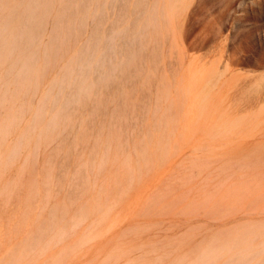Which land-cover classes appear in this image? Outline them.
Returning <instances> with one entry per match:
<instances>
[{
	"label": "rangeland",
	"instance_id": "374dc122",
	"mask_svg": "<svg viewBox=\"0 0 264 264\" xmlns=\"http://www.w3.org/2000/svg\"><path fill=\"white\" fill-rule=\"evenodd\" d=\"M2 1L0 21L19 0ZM57 1L48 16L42 42H50L57 20L54 16L58 15V6L59 10L63 7L68 10L66 2L70 13L66 10L65 16L70 20L67 16L63 20L71 23L66 26L71 30L62 28L58 38L55 35V45H62V50L58 49L61 52L54 46L49 59L41 57L38 66L44 77L38 76L40 87L33 86L36 90L31 88L29 96L25 94L29 84L23 89L24 95L23 90L21 97L18 94L20 101L15 106L9 103L15 116V109L22 106L27 109L24 114L18 109L16 127L14 123L13 131L4 136L5 143H0V152L10 155L15 142L20 143L18 136L24 135L25 141L27 130L32 128L26 139L31 146L25 145L22 150L23 143L17 144L21 148L18 152L22 153L15 155V159L10 157L11 162L6 157L8 166H4L0 154V264H187L197 259L204 247L226 237H237L238 233L240 236L251 226L258 229L255 230L258 240L255 237L249 240L251 236L243 243L255 246V251L262 249L257 243L264 242L261 241L264 235L258 232L264 234V2L258 6L250 4L251 0H246L248 5L246 1L243 4L232 1L231 5L225 0H207L202 4L195 0L185 15L188 19L184 17L181 22L174 0H170L174 7L169 0H159L160 22L164 20L160 23L163 28L161 25L159 29L161 42L157 38L160 36H156L160 32L155 34V28L150 26L158 40L155 43L146 23L156 0H92L90 13L100 2L96 6L105 12L100 13L96 7L92 14L98 18L87 17V27L80 30L77 21L82 10L79 6L71 7L78 3L62 0L66 4L61 1L59 5ZM162 1H166L167 9L170 3L169 12ZM75 7H79L80 13L74 12ZM197 12L209 17L197 18ZM70 14H75L77 21L75 16L71 20ZM202 18H207V22ZM141 29L145 34L140 33ZM97 30L103 34L99 60L109 68L106 72L109 80L99 83L91 98L80 104L73 102L72 121L39 144L36 132L44 129L55 113L51 104L54 94L60 91L58 86L53 88L54 96L48 104L51 110L47 108L44 112L50 113V120L47 122L49 118L44 115V120L41 119L44 124L33 122L35 111L52 83L62 77L65 64L70 67L71 58ZM138 51V57L129 63L128 56ZM46 59L52 60L51 65ZM0 67L4 74L5 65ZM77 69L80 68H75L76 73L80 71ZM68 89L60 91L61 104L54 106L56 112L64 101L62 98L70 97ZM6 111L1 108L0 124ZM237 120L239 124L233 127ZM33 125L38 128L34 130ZM108 140L113 148L107 166L99 163L104 159ZM127 152L135 164L132 184L122 166ZM116 157L119 160L114 161ZM110 204L111 216L105 223L97 224L96 218ZM86 205L95 212L91 210L89 219L76 225L74 218ZM65 226L68 234L58 236V229ZM242 229L245 231L241 233ZM243 243H239L242 249ZM239 244L223 249L221 258L212 264H223L232 258L229 256L240 251ZM261 253L253 264L263 258Z\"/></svg>",
	"mask_w": 264,
	"mask_h": 264
},
{
	"label": "bare ground",
	"instance_id": "6f19581e",
	"mask_svg": "<svg viewBox=\"0 0 264 264\" xmlns=\"http://www.w3.org/2000/svg\"><path fill=\"white\" fill-rule=\"evenodd\" d=\"M2 1V0H1ZM17 1V0H16ZM54 1L55 0H19L16 4H14L11 8V10L8 12V14L7 15H5V14H3V18H1V21H0V65H5V72H4V74L2 73L1 74V69H0V112H1V108H6L7 109V111H6V113H5V115H3L4 117H3V121H2V123L0 124V143H2V141H3V139L5 138L4 136H6L7 134H9L10 132V130L13 128V126H14V123H15V127H16V123L17 122H15V121H17V119H18V117H17V119H16V116H18L17 114L18 113H20V110H19V112H18V109H22V111H21V113L23 112V114H24V111H26V109H27V107H26V105H27V100H26V104L24 103L23 105L26 107V109L25 108H22V107H19V108H17V109H15V111L17 110V114H16V116H15V114L13 113L14 112V110H13V112L11 111L12 109L11 108H13L12 106H11V104H15V102L16 101H18V99L21 97V91L27 86H29V84H31L27 89H29V90H25V94H28L29 96H31L30 94H29V91L31 92V88H33V86L36 88V84L38 85V81L40 80L41 81V78L42 77H44V76H42L40 73H41V69H40V66H38V63L40 62V60H42L41 59V57H43V56H47L48 57V59H49V51H50V49L52 48V47H54V46H57V45H55V41H54V38L56 39V37L58 36L57 34H59V33H62V28L64 29L65 28V30H71V28L70 29H67L69 26H70V24H68V21L70 20V17H68V15H66L67 16V20L66 19H64L63 20V18L64 17H66L65 16V14H66V10H67V7H63L61 10H59V8H60V6H58L59 8H58V11L59 12H57L58 13V15H56V17L54 16V18H56L57 20L55 21V24H54V26H53V31L51 32V39H50V42H49V40H48V42H45V43H43L42 41V38H44L43 36H44V33H45V28L47 27L46 26V23H47V20L49 19V15L51 14V11H52V7H53V5H54ZM57 1V0H56ZM62 0H60L59 2H61ZM65 1V0H64ZM64 1H62V2H64ZM69 1V0H68ZM79 0H75V2H77L78 3V5L77 4H75V5H73L72 4V6L71 7H73V6H79L80 8H81V10H82V12H81V15H80V19H78V20H80V21H77V19H76V17L77 16H75V14L73 15V14H70L71 15V17L72 16H75L74 18H75V20L77 21V23H79L80 22V28H79V26H78V28H79V30L81 29V27H83V28H85V27H87L85 24H87L86 23V19H87V17H90V18H92V16L94 15V14H92V13H94V12H96L97 11V9H99V7L100 6H96V5H98L97 3H96V5H95V9H93V11L90 13V9L92 10V8H93V6H94V3H93V5L91 4V1L92 0H80V4H79V2H78ZM98 1V0H97ZM101 1V0H100ZM116 1V0H115ZM141 1V0H140ZM143 2H145V0H142ZM150 1V0H149ZM170 1V0H169ZM195 0H174V5L176 4V14H177V17H178V19H179V21H181L182 22V19L185 17V15L187 14V11H188V9H190L189 7L191 6V4L192 3H195L194 2ZM197 2H199V4L201 3L202 4V2H205V1H207V0H196ZM213 1V0H212ZM232 1H238V2H241L242 1V4L244 3L243 1H246V0H225V2H231V5H232ZM252 1V2H251ZM250 2V4H253V3H256L257 5H258V3H261V2H264L263 0H251ZM3 2V1H2ZM1 2V3H2ZM6 2H7V0H6ZM5 2V3H6ZM13 2V1H12ZM15 2V1H14ZM58 2V1H57ZM57 2L55 3V4H57ZM59 2H58V4H59ZM93 2V1H92ZM104 2V1H103ZM106 2V1H105ZM104 2V3H105ZM162 2H164V1H162ZM162 2H161V4H162ZM166 2V1H165ZM164 2V4H163V6L164 7H166L167 6V4ZM172 2V3H171ZM67 3V4H66ZM64 2V5L65 6H68V12H69V4H68V2ZM140 3V2H139ZM147 4L149 3V2H146ZM151 3H154V1H152ZM170 3H171V5L173 4V1H170ZM170 3H168L169 4V7L171 6L170 5ZM245 3H247L246 5H248V2L246 1ZM3 4V3H2ZM110 4V3H109ZM108 4V5H109ZM146 4V6L150 9L151 7H149L148 5ZM165 4H166V6H165ZM203 4H205V3H203ZM227 4V3H226ZM229 5H230V3H228ZM234 4V3H233ZM240 4V3H239ZM238 4V5H239ZM249 4V5H250ZM263 4V3H262ZM262 4H261V6H262ZM8 5H9V1H8ZM59 5H61V3L59 4ZM63 4H62V6H64ZM99 5H101V2H100V4ZM104 6H105V4H103ZM150 5V4H149ZM206 5V4H205ZM236 5V4H235ZM235 5L234 6H232V7H235ZM245 5V4H244ZM254 5V4H253ZM4 6V5H3ZM6 6V5H5ZM83 6V7H82ZM103 6V7H104ZM152 6V5H151ZM162 6V7H163ZM173 6V5H172ZM196 6V5H195ZM200 6V5H199ZM242 6V5H241ZM259 6V5H258ZM257 6V7H258ZM7 7V6H6ZM5 7V8H6ZM75 7V9H76V11H74L75 13H80V11H78V9H79V7L78 8H76ZM91 7V8H90ZM96 7H97V9H96ZM102 7V8H103ZM169 7H168V9H169ZM174 7V6H173ZM205 7V6H204ZM206 7H208V5L206 6ZM247 7V6H246ZM250 7H251V5H250ZM152 8H153V6H152ZM161 7H160V2H159V0H156V2H155V4H154V8H153V12H152V14H151V16H149V18L147 19V25H146V27L147 26H149V28H147V29H149L150 30V33L152 34L153 32L151 31L152 29L150 28V26L151 27H154L155 28V31H156V33L155 34H157V32L159 31V29L161 30V25L162 24H160L161 22H160V15L162 16V13L160 14V9ZM192 8H194V6H192ZM191 8V9H192ZM201 8H203L202 7V5H201ZM209 8V7H208ZM207 8V9H208ZM1 9V8H0ZM55 9H56V7H55ZM106 9V8H105ZM165 9H167V7L165 8ZM164 9V11L166 12V10ZM167 9V11L169 12L170 10H168ZM195 9V8H194ZM203 9H206V8H203ZM74 10V9H73ZM101 12L100 13H102L103 14V12H105V11H103L102 12V10L103 9H99ZM99 10H98V12H99ZM151 10V9H150ZM197 10V9H196ZM210 10V9H209ZM209 10H207V13H209L208 11ZM252 10V9H251ZM255 10V9H254ZM257 10V9H256ZM3 11V10H2ZM56 11V10H55ZM70 11H72V10H70ZM200 12H202V9L201 10H199ZM205 11V10H204ZM5 12V11H4ZM54 12V11H53ZM147 12H148V10H147ZM151 12V11H150ZM168 12H167V14H168ZM206 12V11H205ZM7 13V12H6ZM70 13V12H69ZM69 13H67V14H69ZM207 13H205V14H207ZM54 14V13H53ZM56 14V13H55ZM54 14V15H55ZM90 14H92V15H90ZM96 14V13H95ZM99 14V13H98ZM97 14V15H98ZM145 14H148V13H145ZM144 14V15H145ZM149 14V15H150ZM166 14V13H165ZM167 14H166V16H167ZM195 14H197V18H199V16L201 17L202 15H204L205 16V14L204 13H202L201 15H199L200 13H195ZM77 15V14H76ZM100 15V14H99ZM1 16H2V14H1ZM58 16V17H57ZM95 16V15H94ZM165 16V17H166ZM51 17H52V15H51ZM98 18V16H95V17H93L94 19H97ZM144 17V16H143ZM164 17V18H165ZM175 17V16H174ZM187 17V16H186ZM185 17V18H186ZM205 17H209V15H206ZM73 17L71 18V20H73L74 19ZM192 18H194V16H192ZM197 18H194V20L195 19H197ZM89 19V18H88ZM93 19V20H94ZM143 19H146V18H143ZM187 19H188V17H187ZM203 19V18H202ZM207 19V18H206ZM206 19H203L204 21L206 20ZM100 20H102V19H100ZM105 20V19H104ZM166 20V19H165ZM176 20V19H175ZM185 20V19H184ZM193 20V19H192ZM199 20V19H198ZM208 20V19H207ZM54 21V20H53ZM76 21H75V23H76ZM62 22H64V23H66L65 24V27H63L64 26V23H62ZM74 21H72V23H73ZM93 22V21H92ZM104 22V21H103ZM189 22H192V23H194L193 21H189ZM198 22V21H197ZM199 22H201V21H199ZM198 22V23H199ZM205 22H207V21H205ZM53 23V22H52ZM76 23V24H77ZM89 23V22H88ZM166 23V21L165 22H163V24H165ZM168 23V22H167ZM76 24H74L75 26H76ZM92 24V23H91ZM104 24V23H103ZM195 24H197V23H195ZM202 24V23H201ZM53 25V24H52ZM67 25H69L68 27H66ZM79 25V24H78ZM88 25V24H87ZM99 25H101L100 23H99ZM176 25H178V24H176ZM49 26V25H48ZM85 26V27H84ZM145 26V25H144ZM166 26H167V24H166ZM165 26V27H166ZM77 27V26H76ZM169 27V26H168ZM168 27H166L167 29H168ZM179 27V26H178ZM204 27H207V26H204ZM52 28V27H51ZM72 28H73V26H72ZM82 28V29H83ZM162 28H163V25H162ZM203 28V27H202ZM221 29H222V27H220ZM144 29H146V28H144ZM144 29H141V31H140V33L144 30ZM147 29H146V31H147ZM165 29V28H164ZM170 29H171V27H170ZM207 29V28H206ZM221 29H220V32H221ZM73 30L75 31L76 29H74L73 28ZM78 30V29H77ZM78 30V31H79ZM85 30V29H84ZM149 30H148V32H149ZM163 30V29H162ZM169 30V29H168ZM167 30V31H168ZM229 30V29H228ZM64 31V30H63ZM83 31V30H82ZM86 31V30H85ZM84 31V32H85ZM95 31V30H94ZM94 31L92 32V34L90 35L91 37H89V39L86 41V43H84L85 45L83 46V47H81V49H79L80 51H78L77 53H76V56H74V57H72L71 58V60L69 61V64H71L70 65V67L69 66H66V64H65V67H64V65H61L62 66V68L64 67V69L63 70H65L64 71V73L62 74V77L60 78V79H57L56 78V81H55V79H54V84L52 83V85H51V87L49 88V91L48 92H46V95H45V97L43 98V100H41L42 102H41V105H40V107H38V111H35V112H37V114L33 117L34 118V121L33 122H40L41 121V119L42 118H44L43 116L45 115H47V114H44V112L46 113L49 109L51 110V106H48V104H49V102H50V100L52 99V97H53V99H52V102H53V104H51V105H53L52 107L54 108H52V110L51 111H55V113H54V115H52V118H51V120H50V118H49V114L50 113H48V120H47V122H45V123H47V124H45L46 126H45V128L43 129H39L40 131H35L36 133H38L39 132V135H38V143L40 144V142L42 143V141H43V144H44V142L46 141V137L48 136V135H52V133H54V132H56L62 125H64L67 121H69V120H71L72 119V112H71V105L73 104V102H78L79 104L81 103V102H83V99H85V98H91V96L93 95V94H95V93H97V89H98V84L99 83H101V82H103V81H105L106 79H108V75H107V71L109 70V68L103 63V60H99V53L101 52L100 51V48H99V41L101 40V36L103 35H101L100 33H99V31L97 30L95 33H94ZM163 31H165L166 32V29L165 30H163ZM203 31V30H202ZM204 31H206L207 32V30H204ZM203 31V32H204ZM71 32V31H70ZM80 32V31H79ZM102 32H103V30H102ZM114 32V31H113ZM147 32V33H148ZM160 33H158L156 36H160L161 35V33H162V31H159ZM179 32V31H178ZM201 32V31H200ZM206 32H204V33H206ZM68 33V32H67ZM71 33H73V32H71ZM74 33H76L77 34V31H75ZM73 33V34H74ZM81 33V32H80ZM104 33V32H103ZM115 33V32H114ZM142 33H144V32H142ZM146 33V34H147ZM149 33V34H150ZM49 34V33H48ZM63 34H64V32H63ZM63 34H61L62 36H63ZM81 34H83V32L81 33ZM145 34V33H144ZM149 34H147V35H149ZM163 34H165L164 32H163ZM55 35H56V37H55ZM61 35H59L60 37H62ZM70 35H72V34H70ZM146 35V36H147ZM154 34H152L151 36H153ZM179 35V34H178ZM64 36H66V33H65V35ZM80 36V35H79ZM150 36V35H149ZM148 36V37H149ZM156 36L154 35L153 36V40H155V43H157L158 42V40H156ZM68 37H69V35H68ZM81 37V36H80ZM154 37H155V39H154ZM58 38V37H57ZM71 38V37H70ZM114 38V37H113ZM157 38H159V42H161V36L160 37H157ZM179 38V37H178ZM59 39H61L62 40V38H59ZM72 40H73V38H71ZM80 39V38H79ZM78 39V40H79ZM61 40H59L60 41V43L58 44V45H60L62 42H61ZM69 40V39H68ZM74 40H76L75 38H74ZM163 40V39H162ZM184 40V39H183ZM45 41V40H44ZM47 41V40H46ZM53 41H54V43H53ZM174 41H175V38H174ZM77 42V41H76ZM159 44H161V43H159ZM158 44V45H159ZM64 45H65V43H64ZM68 45H69V41H68ZM158 45H157V47H158ZM66 46V45H65ZM160 46V45H159ZM58 47V48H57ZM56 48H57V52L59 53V52H61L60 50L58 51V49L60 48V47H62V45H60V47L59 46H57ZM68 47V46H67ZM70 47V46H69ZM75 47V46H74ZM159 48V47H158ZM55 49V48H54ZM61 49V48H60ZM62 50V49H61ZM160 50V49H159ZM53 51V50H52ZM52 51H51V53H52ZM55 51V52H56ZM65 51V50H64ZM63 53V52H62ZM66 53V52H65ZM64 53V54H65ZM68 53V52H67ZM132 53V52H131ZM134 53V52H133ZM139 53H140V51H138V52H136V53H134V54H131L130 56H128V62L129 63H131L132 61H134L137 57H138V55H139ZM58 55V54H57ZM74 55V54H73ZM53 56V55H52ZM59 56V55H58ZM66 55H64V57H65ZM46 57V58H47ZM102 57V56H101ZM56 58V60H59V59H57V56L55 57ZM54 58V59H55ZM59 58V57H58ZM61 58V57H60ZM62 58H63V56H62ZM108 58V56L106 55L105 56V58L103 57V59H107ZM48 59H46V60H44V62L46 61V62H49L48 64H50V61H52V60H50V61H48ZM50 59H52L51 57H50ZM64 59V58H63ZM109 59H111V58H109ZM56 60H54V62L56 61ZM66 60V59H65ZM69 60V59H68ZM46 62L45 63H43L44 65L46 64ZM53 62V63H54ZM68 62V61H67ZM103 63V64H102ZM133 63V62H132ZM47 64V66H49ZM95 64H96V67H95ZM122 64V63H121ZM120 64V65H121ZM43 65V66H44ZM51 65V64H50ZM53 65V64H52ZM114 65V64H113ZM46 66V65H45ZM197 66V65H196ZM4 67V66H3ZM49 67H51V66H49ZM55 67V66H54ZM80 68V69H77V70H80L78 73H76L75 72V68ZM209 67V66H208ZM1 68V67H0ZM44 68V67H43ZM61 68V69H62ZM123 68H124V66H123ZM199 68V67H198ZM45 69V68H44ZM49 69V68H48ZM117 69V68H116ZM45 70H47V69H45ZM45 70H42V72H44L43 73V75H45ZM95 71H99L98 72V76L96 75V76H94L95 75ZM110 71V70H109ZM107 72V73H106ZM127 72V71H126ZM204 72H205V70H204ZM112 73V72H111ZM39 74V75H38ZM215 74V73H214ZM69 75V76H68ZM72 75H74V77H73V79L72 80H68V78H71V76ZM218 75V74H217ZM38 76H41V78L40 77H38ZM45 76H47V75H45ZM219 76V75H218ZM38 78H40V79H38ZM68 80V81H67ZM109 80V79H108ZM39 81V82H40ZM32 83H35V84H33L32 85ZM40 85V84H39ZM37 86V87H40V86ZM55 86H58L59 87V90L62 92V91H64V89H66V88H69L68 90H71V92H70V97H68V98H66V99H64V98H62L64 101L62 102V105H61V107L57 110V112H56V106H57V104H58V102H59V104H61V102H60V97L59 96H61V92L60 91H58V93L57 94H54L53 95V91H54V87ZM35 88H33L34 90H36ZM32 89V90H33ZM24 92V90L22 91V93ZM206 92V91H205ZM35 93V92H34ZM204 93V92H203ZM18 94H20V97L19 98H17V96H18ZM36 94V93H35ZM205 94V93H204ZM23 95H24V93H23ZM28 95H26V97L28 96ZM201 96H203V95H201ZM23 97H25V96H23ZM22 97V98H23ZM29 98V97H28ZM199 98V97H198ZM201 98V97H200ZM201 100V99H200ZM20 101V100H19ZM18 101V102H19ZM31 101V100H30ZM203 101H206V100H203ZM51 102V103H52ZM9 103H11L10 105H9ZM17 103V102H16ZM203 103V102H202ZM30 104V103H29ZM32 104V103H31ZM8 105H9V107H8ZM16 105V104H15ZM14 105V106H15ZM20 104H18V106H19ZM50 105V104H49ZM186 105V104H185ZM11 106V107H10ZM21 106V105H20ZM48 106V107H47ZM55 106V107H54ZM9 108V109H8ZM48 108V110H46ZM24 109V110H23ZM47 119V118H46ZM234 119V118H233ZM19 120H21L20 119V115H19ZM33 120V119H32ZM42 120H44V119H42ZM46 121V120H45ZM72 121V120H71ZM30 122H31V120H30ZM42 122V121H41ZM40 122V123H41ZM44 122V121H43ZM42 122V123H43ZM164 122H165V120H164ZM239 122L240 121H234V123H232L233 124V127L234 126H236V125H238L239 124ZM20 123V122H19ZM18 123V124H19ZM40 123H38V126H39V124ZM41 123V124H42ZM33 124V123H32ZM31 124V125H32ZM44 124V123H43ZM166 124V123H165ZM229 124V123H228ZM37 125V124H36ZM34 126V125H33ZM32 126V127H33ZM225 126H226V124H225ZM21 127V126H20ZM20 127H18V129L20 128ZM30 127V126H29ZM35 127H37V126H34V130H36V128ZM43 127V126H42ZM67 127V126H66ZM163 128H164V126H162ZM38 128V127H37ZM39 128H40V126H39ZM112 128V127H111ZM110 128V129H111ZM166 129V128H165ZM231 129V128H230ZM31 130H32V128H31ZM31 130H27L28 132H30ZM163 130V129H162ZM12 131H13V129H12ZM111 131V130H110ZM17 132V131H16ZM28 132H26L27 134H28V136H26L25 137V141H23V136L21 135V136H18V137H20L19 139V141H20V143H23V145H24V147H22V148H24V149H22V150H25V145H26V148H27V146L28 147H30L31 145H28V143L26 144V139L29 137V135L31 134H29ZM112 132V131H111ZM159 132V131H158ZM25 133V134H26ZM149 133V132H148ZM24 134V133H23ZM115 134H117V133H115ZM161 134V133H160ZM174 134V133H173ZM37 135V134H36ZM118 135V134H117ZM152 135V134H151ZM165 135V134H164ZM227 135V134H226ZM7 137V136H6ZM114 136L112 135V137L110 136V138H113ZM116 137V136H115ZM23 138V139H22ZM33 138V137H32ZM107 138V137H106ZM174 138V137H173ZM213 138H215V137H213ZM16 139V138H15ZM109 139V138H108ZM116 139V138H115ZM117 139H120V137L119 138H117ZM163 139H164V137H163ZM18 140V139H17ZM48 140V139H47ZM106 140V139H105ZM109 140H111V139H109ZM108 140V141H109ZM144 140H145V137H144ZM153 140V139H152ZM15 141V140H14ZM23 141V142H22ZM35 141V140H34ZM107 141V142H108ZM112 141V140H111ZM118 141V140H117ZM215 141V140H214ZM25 142V143H24ZM28 142H29V140H28ZM107 142H105V143H107ZM3 143H5L4 141H3ZM20 143H16L15 142V144L16 145H13L14 146V148H12L11 147V149H13L11 152L10 151H8L7 150V153L8 152H10V155H6V156H4V152H0V154H3V158H2V161H4V166L6 167V166H8V165H6V163L8 162L9 163V159H11V158H13V159H15L14 157H16L15 155H17V156H19L20 154L19 153H22V152H18L19 151V149H20V151H21V148H19L18 146L20 145ZM32 143V142H31ZM30 143V144H31ZM149 143V142H148ZM17 144H19V145H17ZM34 144V143H33ZM47 144V143H46ZM113 144V143H112ZM111 143H110V141L108 142V144H107V148L105 147V149L106 150H104L105 151V153L103 154L104 155V159H103V157H102V159L103 160H101V162L99 163V164H103L104 165V163H105V165H107L106 163L110 160V156L112 157V155H110V152L112 151L111 150V147L113 148V146H111L112 145ZM119 144H120V142H119ZM150 144V143H149ZM2 145V144H1ZM5 145V144H4ZM3 145V146H4ZM105 145V144H104ZM144 145V144H143ZM16 146V147H15ZM123 146V145H122ZM2 146H0V148H1ZM21 147V146H20ZM34 147V146H33ZM118 147V146H117ZM4 148V147H3ZM115 148V147H114ZM9 149V148H8ZM10 149V150H11ZM30 150V149H29ZM115 150H117L116 148H115ZM3 151H5V150H3ZM103 151V152H104ZM139 151V150H138ZM15 152H18V154H16ZM115 152V151H114ZM157 152V151H156ZM33 153V152H32ZM117 153H119V155H120V152H118L117 151ZM130 153H131V151H130ZM145 153H147V152H145ZM144 153V154H145ZM5 154H6V152H5ZM30 154V153H29ZM124 154V153H123ZM127 154H128V152H127ZM132 154V153H131ZM131 154H128L127 156H125L126 158H125V161H124V164L122 165L125 169H124V171L127 173V177H129V179H130V182L133 180V179H135L134 178V166L133 165H135V164H133L134 162H133V157L131 156ZM14 155V156H13ZM101 155V154H100ZM99 155V156H100ZM1 157H2V155H0ZM8 156H9V158H8ZM13 156V157H12ZM29 156V155H28ZM28 156H26V157H28ZM167 156V155H166ZM0 157V158H1ZM8 158V160H7V158ZM11 157V158H10ZM114 157V156H113ZM4 158H6V159H4ZM165 158V157H164ZM4 159V160H3ZM115 159V160H114ZM119 160V158H113V160L114 161H116V160ZM1 160V159H0ZM7 160V161H6ZM141 160V159H140ZM150 160V159H149ZM165 159H163V161H164ZM1 161V162H2ZM6 161V162H5ZM11 162V161H10ZM13 162V161H12ZM137 162V161H136ZM142 162V161H141ZM2 164V163H1ZM11 164V163H10ZM137 164V163H136ZM14 165V164H13ZM138 165V164H137ZM3 166V167H4ZM12 166V165H11ZM108 166V165H107ZM139 166V168H140V165H138ZM2 167V165L0 166V168ZM97 167H98V165H97ZM101 167V166H100ZM104 167V166H103ZM4 170H5V168H3ZM24 171H25V168H24ZM139 172V171H138ZM1 176V175H0ZM133 182H131V184H132ZM12 184V183H11ZM18 184V183H17ZM96 184V183H95ZM7 185V184H6ZM12 186V185H11ZM16 186V185H15ZM17 187V186H16ZM105 187L106 186H103V188H104V190H105ZM102 187L100 188L101 190L103 189ZM101 190H99V191H101ZM106 190H108L109 191V187H107V189ZM108 191H107V196L106 197H109V194H108ZM102 194L104 193V191L103 192H101ZM102 194L100 195V196H102ZM105 197V198H106ZM101 198V197H100ZM105 202V201H104ZM103 202V203H104ZM98 203V202H97ZM102 203V204H103ZM90 204V203H89ZM92 205V204H91ZM102 206V205H101ZM100 206V207H101ZM104 206V205H103ZM102 206V207H103ZM100 207L98 208V209H100ZM91 208V209H90ZM88 207V205H86V207H84L81 211H80V213H79V215H76L75 216V218H74V223L76 224V225H78V224H80V223H82L83 221H85L87 218H88V216H91L92 214H93V212L91 213V210H92V206L91 207ZM94 208V207H93ZM102 209V208H101ZM113 210V205H107L105 208H104V210H102V214H101V216H100V218H96V219H98V222H97V224H102V223H105L104 222V220L105 219H109V217L111 216V211ZM92 211H94V210H92ZM100 211V210H99ZM95 212V211H94ZM91 214V215H90ZM89 219V218H88ZM107 219V220H108ZM57 222V221H56ZM96 222V221H95ZM56 224V223H55ZM252 227V226H251ZM251 227H248V228H245L246 229V231L244 230V229H242L241 230V233L243 232V230L245 231V232H243L240 236H239V233H238V235L237 234H235L237 237H226V238H224V239H222V240H220V241H217V242H214V243H211L210 245H208V246H206V247H204L203 248V250L198 254V258L197 259H195V260H193V261H190V262H188L187 264H212L213 262L215 263V261H217L218 259H219V257L221 258V256L223 255V253H222V251H223V249H225V248H227V247H232V248H234L237 244H242L244 241H245V243L246 242H248V238H250L251 236H252V238H250L249 240H253L254 238L253 237H257L258 236V233L255 231V230H258V229H251ZM259 227V229L261 228L260 226H258ZM263 227L264 226H262V229H263ZM250 228V229H249ZM60 229V228H59ZM59 229H58V236L60 235V237L61 236H65V235H67L68 234V231H67V227L65 226V227H63V228H61L60 229V231H59ZM247 229H249V230H247ZM262 229H260V230H262ZM264 230V229H263ZM262 230V231H263ZM256 232V236H255V234H254V236H253V233H255ZM258 232H260V236H262V235H264V234H261V231H258ZM264 232V231H263ZM262 232V233H263ZM258 237V238H261V237ZM244 239H246V240H244ZM241 240H243V241H241ZM256 240H258L257 238H256ZM261 240V239H260ZM264 239H262L261 241H263ZM242 242V243H241ZM253 243H255L254 241H252ZM245 243H243V244H245ZM262 245V249H260V247H261V245ZM238 245L239 247L241 246V245ZM252 244V243H251ZM260 245V247L258 248L257 247V249H260V250H256L255 251V246H254V248L251 246V245H249L248 243H247V245L245 244L244 246H245V248H241L240 247V251L238 252V253H236L235 251V253L236 254H234L232 251H230V252H232L233 253V255H231V256H229V257H232V258H229V260H227V259H225V260H227L225 263H223V264H253V262L255 261V259H256V257L258 256V253H261V251H264V242H258L257 243V245ZM251 246V248L249 247V246ZM256 245V246H257ZM258 245V246H259ZM243 245H242V247H244ZM254 250H253V249ZM236 249H237V251H238V247H236ZM235 249V250H236ZM242 249V250H241ZM228 251V250H227ZM226 252V251H225ZM229 253V252H228ZM227 253V254H228ZM230 254V253H229ZM264 253H261V255L260 256H263V258H261V257H259V259L261 258V260H259V259H257V261H259L258 262V264H264V255H263ZM225 258V257H224ZM224 260V261H225ZM254 260V261H253ZM223 261V262H224ZM253 261V262H252ZM256 262V261H255ZM254 262V263H255Z\"/></svg>",
	"mask_w": 264,
	"mask_h": 264
}]
</instances>
